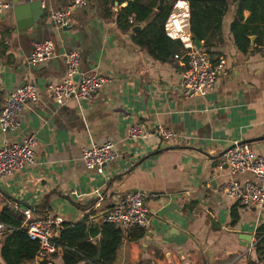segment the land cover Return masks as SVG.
Listing matches in <instances>:
<instances>
[{
	"label": "crops",
	"instance_id": "crops-1",
	"mask_svg": "<svg viewBox=\"0 0 264 264\" xmlns=\"http://www.w3.org/2000/svg\"><path fill=\"white\" fill-rule=\"evenodd\" d=\"M34 1L5 0L9 8L0 14V43L10 30L8 51L0 47L2 107L28 81L39 97L22 112L17 131L0 128V149L29 136L37 141L35 164L0 179V214L31 206L37 219L61 217L67 227L85 220L100 226L115 203L137 190L147 196L150 227L140 241L128 238L136 230L126 232L114 264H264L255 250L258 236L264 238V207L241 208L226 194L230 181L253 178L232 174L225 153L234 144L264 137V52L254 51L255 36L247 53L235 44L231 26L237 8H229L212 48L201 42L213 64H224L216 87L203 97L186 99L180 86L193 37L188 0H177L166 23V34L175 43L174 55L166 60L140 47L133 30L119 27L118 9L106 18L102 0H89L88 9L76 10L61 30L49 12L64 9L71 0H43L46 14L18 30L14 8ZM249 16L245 11L244 20ZM47 41L54 43L56 57L30 66L35 45ZM74 51L81 56V75L97 72L109 82L92 100L60 106L48 87L65 81L64 55ZM135 124L152 131L164 128L180 139L174 144L151 139L148 153L131 154L137 143L128 142L126 135ZM107 141L123 153L101 176L85 167L82 150ZM250 146L264 158V141ZM7 236L0 239V261ZM242 236L252 237L251 248ZM54 255L47 257L50 264H64L62 251Z\"/></svg>",
	"mask_w": 264,
	"mask_h": 264
},
{
	"label": "built area",
	"instance_id": "built-area-1",
	"mask_svg": "<svg viewBox=\"0 0 264 264\" xmlns=\"http://www.w3.org/2000/svg\"><path fill=\"white\" fill-rule=\"evenodd\" d=\"M90 5L89 0H71L64 9H52L49 17L54 26L61 30L67 28L71 17L76 10H86ZM9 6L5 0H0V14ZM133 24V20L130 19ZM189 52L185 55V72L181 81V94L186 99L203 97L212 91L223 73L224 64H213L210 55L199 50L191 43ZM56 57L55 45L52 42L38 43L28 60L30 66H39ZM176 56V59H179ZM67 66V76L60 85H50L49 93L60 106L73 100H92L96 94L109 82V79L97 72L85 76L80 74L81 56L79 52H70L64 55ZM81 76L80 81L76 77ZM39 101L37 87L28 81L11 92L0 112V128L3 132H15L20 124L22 112L35 106ZM157 139L169 144H174L180 137L164 128L152 131L145 124L132 125L127 132L126 140L137 143L130 151L148 153V141ZM36 138L27 137L22 143L5 144L0 149V179L6 178L20 170L33 166L36 162ZM122 153L117 144L107 141L101 145L85 147L82 150V161L88 170L95 171L105 176L107 169L122 158ZM226 163L232 174H249L251 181H230L226 186V194L244 209L251 207H264V158L258 156L250 145H238L226 154ZM103 201L102 194H98ZM147 196L141 192H130L122 197L113 208L105 215L104 222L111 223L125 232L135 229H148L150 227V211L146 203ZM24 217V227L31 241L39 244V257L45 258L56 254L59 250L55 238L64 228L61 217L37 219L31 209L19 210ZM15 229L0 222V239ZM85 264H94L88 262Z\"/></svg>",
	"mask_w": 264,
	"mask_h": 264
},
{
	"label": "trees",
	"instance_id": "trees-1",
	"mask_svg": "<svg viewBox=\"0 0 264 264\" xmlns=\"http://www.w3.org/2000/svg\"><path fill=\"white\" fill-rule=\"evenodd\" d=\"M161 0H102L106 18L113 16V10L118 9L116 20L121 29L132 31L135 26L143 25V29L136 33V43L147 49L158 60H166L175 53V43L166 34V23L177 0H165L161 11H157ZM190 4V27L192 35L204 47L212 48L211 42L219 37L223 18L231 5L237 8L236 18L231 26L235 44L248 52L251 48V37H256L254 51L264 52V0H188ZM126 4L121 10L119 8ZM250 16L245 21L244 12ZM133 20V24L130 23ZM7 35L10 30L4 31ZM6 34H3L0 47L3 52L8 51ZM4 55V54H3ZM2 95L0 92V112L2 109ZM48 199L46 205H48ZM89 207L83 208L86 211ZM233 217L236 219L235 212ZM46 219V218H45ZM0 222L12 226L15 230L8 234L1 250L0 264H50L47 257H39V244L31 241L24 227V217L16 211L5 210L0 214ZM130 231L131 241H140L146 235V229ZM262 233V231L260 232ZM101 236L100 241L94 242ZM127 234L114 224L104 222L100 226H89L87 220L74 224L73 227L64 226L55 243L63 252L64 264H114L117 252ZM256 253L259 262L264 259V238L259 235ZM54 256H58V252ZM249 264H258L251 261Z\"/></svg>",
	"mask_w": 264,
	"mask_h": 264
},
{
	"label": "water",
	"instance_id": "water-1",
	"mask_svg": "<svg viewBox=\"0 0 264 264\" xmlns=\"http://www.w3.org/2000/svg\"><path fill=\"white\" fill-rule=\"evenodd\" d=\"M164 3H165V0L160 1V5H159L157 11H161ZM47 10L48 9H47V7L44 6L43 0H37V1L31 2L29 4H25L22 6L15 7L14 12H15V18H16L18 30H23V29L31 27L38 19L43 17L44 14H46ZM23 25H26V26H23ZM143 27H144L143 25H137L133 29V32L137 33L139 31H141L143 29ZM251 41H252V43H251L252 46H254L255 37H251ZM191 42L195 45V47L197 49L202 50L208 54L210 53V51L208 49L203 48L201 42L197 38H195L194 36L192 37ZM260 141H264V137L255 138V139H251V140H245V141L238 143V145H251V144H254V143H257ZM235 146H236V144L231 146L227 150V152L229 150L235 148ZM135 192H137V190H135ZM26 207H29L30 209H32L31 206H26ZM242 237H243V240H245L247 242V247L251 248L252 244H250V242L252 240V237L251 236H242ZM60 251H62V250L60 249Z\"/></svg>",
	"mask_w": 264,
	"mask_h": 264
}]
</instances>
